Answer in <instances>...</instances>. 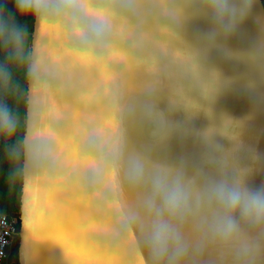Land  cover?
Here are the masks:
<instances>
[{"label":"water","instance_id":"1","mask_svg":"<svg viewBox=\"0 0 264 264\" xmlns=\"http://www.w3.org/2000/svg\"><path fill=\"white\" fill-rule=\"evenodd\" d=\"M140 19L135 31L116 25L103 60L83 62L63 30L34 18L14 264H152L142 215L155 166L201 183L244 168L247 183L264 188L262 0L211 46L202 18L175 35L143 7ZM136 154L149 165L133 190L127 160ZM196 235L185 229L187 264H233L211 245L198 254Z\"/></svg>","mask_w":264,"mask_h":264},{"label":"clouds","instance_id":"2","mask_svg":"<svg viewBox=\"0 0 264 264\" xmlns=\"http://www.w3.org/2000/svg\"><path fill=\"white\" fill-rule=\"evenodd\" d=\"M22 16H33L42 26L63 30L74 47L73 54L83 62H98L112 49L118 24L123 33L141 26V7L162 32L175 35L189 18H202L210 24L209 45L217 37L225 41L249 14L250 0H13ZM0 41L11 45V57L21 58L22 33L0 19ZM34 71V69H30ZM8 72L0 67V81ZM18 118L0 100V136L11 139ZM149 165L136 154L127 160V179L133 190L145 182ZM247 170L238 168L229 178L223 168L200 182L199 174L187 178L183 172L174 178L155 166L143 202L142 221L148 229L144 248L152 264H187L189 246L184 238L189 226L197 230V253L211 245L233 264H254L264 251V188L251 187ZM135 219V217H133ZM133 234L131 225L127 227Z\"/></svg>","mask_w":264,"mask_h":264},{"label":"trees","instance_id":"3","mask_svg":"<svg viewBox=\"0 0 264 264\" xmlns=\"http://www.w3.org/2000/svg\"><path fill=\"white\" fill-rule=\"evenodd\" d=\"M264 4V0H262ZM0 19L22 33L21 58L11 57L12 47L0 41V67L9 74L0 81V100L7 103L18 118L14 136H0V211L18 215L22 186V138L25 128L26 90L33 16L20 15L13 0H0ZM18 228V223H17ZM18 236L12 246L9 264L15 263Z\"/></svg>","mask_w":264,"mask_h":264},{"label":"built area","instance_id":"4","mask_svg":"<svg viewBox=\"0 0 264 264\" xmlns=\"http://www.w3.org/2000/svg\"><path fill=\"white\" fill-rule=\"evenodd\" d=\"M17 223V215L0 211V264H9L18 231Z\"/></svg>","mask_w":264,"mask_h":264}]
</instances>
